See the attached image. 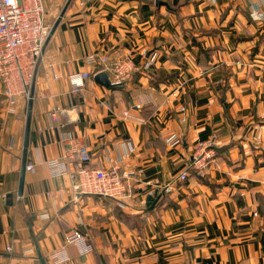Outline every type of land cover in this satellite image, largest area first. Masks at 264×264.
I'll use <instances>...</instances> for the list:
<instances>
[{
  "label": "crops",
  "instance_id": "1",
  "mask_svg": "<svg viewBox=\"0 0 264 264\" xmlns=\"http://www.w3.org/2000/svg\"><path fill=\"white\" fill-rule=\"evenodd\" d=\"M43 4L53 28L32 99L11 107L0 80V263L11 244L13 264H264V0ZM209 140V165L178 181ZM77 141L73 165L122 160L131 198L73 200L54 159Z\"/></svg>",
  "mask_w": 264,
  "mask_h": 264
},
{
  "label": "built area",
  "instance_id": "2",
  "mask_svg": "<svg viewBox=\"0 0 264 264\" xmlns=\"http://www.w3.org/2000/svg\"><path fill=\"white\" fill-rule=\"evenodd\" d=\"M255 14L257 12H254ZM53 26L45 22V6L43 0H0V80L8 102L15 108L19 96H24L27 101L32 99V84L36 76V69L42 57V52L47 44ZM125 63L121 61V54L113 64V84L124 81L130 73L131 51ZM88 62L100 63L103 71L109 70L111 62L108 53L87 55ZM152 59H147L145 66H151ZM125 64H128L125 66ZM91 77L89 71H80L70 76V82L75 91L80 90L87 78ZM181 111L185 108L181 107ZM63 110L56 108L51 112L53 120H58ZM128 111H123L127 117ZM185 120V118H183ZM168 140L171 137L167 138ZM82 144L74 142L61 158H55L54 164L59 172L68 175L69 188L73 200L80 201L85 194L110 197L120 202H125L132 197V185L128 182V175L122 160H115L109 166L97 167L86 163L73 165L71 157L81 150ZM212 141L200 142L193 161L184 168L177 177L178 181L186 180L190 168L204 169L209 165L214 152L210 147ZM25 169L34 171V165L27 163ZM50 194V193H48ZM257 214V213H255ZM9 254L8 260L0 264H13V246L7 245L4 249Z\"/></svg>",
  "mask_w": 264,
  "mask_h": 264
},
{
  "label": "water",
  "instance_id": "3",
  "mask_svg": "<svg viewBox=\"0 0 264 264\" xmlns=\"http://www.w3.org/2000/svg\"><path fill=\"white\" fill-rule=\"evenodd\" d=\"M95 79L99 80L102 84L109 86L110 85V80L106 72L102 71L96 74ZM149 198V203H153L154 198L152 196H148Z\"/></svg>",
  "mask_w": 264,
  "mask_h": 264
}]
</instances>
